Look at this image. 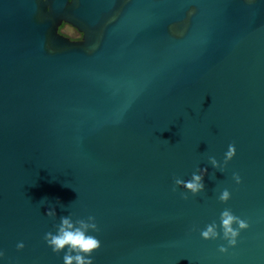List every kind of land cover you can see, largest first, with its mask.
<instances>
[{
	"label": "water",
	"instance_id": "water-1",
	"mask_svg": "<svg viewBox=\"0 0 264 264\" xmlns=\"http://www.w3.org/2000/svg\"><path fill=\"white\" fill-rule=\"evenodd\" d=\"M65 218L93 264H264V0H0V264Z\"/></svg>",
	"mask_w": 264,
	"mask_h": 264
},
{
	"label": "clouds",
	"instance_id": "clouds-1",
	"mask_svg": "<svg viewBox=\"0 0 264 264\" xmlns=\"http://www.w3.org/2000/svg\"><path fill=\"white\" fill-rule=\"evenodd\" d=\"M71 2V0H69ZM63 27V25H61ZM235 155V148L229 146L228 151L225 155L226 160H230ZM213 167H215V162L213 161ZM203 175L192 177L190 182L184 183V188L193 194L201 191L203 188L202 184ZM237 182L239 180L237 179ZM180 181H177L179 184ZM221 201H226L228 199V193L224 192L220 197ZM237 225L238 230L232 228L233 224ZM94 225H86L81 223L79 227H75L70 223L68 219L61 220V226L57 231V234L52 236L48 234L45 236V242L48 247H50L53 253H59L65 248L68 252L65 253L63 257V264H93L92 259H90L92 253L100 249V241L93 236L85 235L86 230ZM248 225L246 222L233 217L228 212L222 214V228L224 233V239L228 241L230 247H234L236 244V238L239 235V231L247 229ZM202 239H214L215 231L212 227L207 228L201 233ZM23 248L22 244L17 245V250ZM221 252L225 249L221 248Z\"/></svg>",
	"mask_w": 264,
	"mask_h": 264
},
{
	"label": "flooded vegetation",
	"instance_id": "flooded-vegetation-1",
	"mask_svg": "<svg viewBox=\"0 0 264 264\" xmlns=\"http://www.w3.org/2000/svg\"><path fill=\"white\" fill-rule=\"evenodd\" d=\"M61 25H63V27H61ZM61 25L58 27V34L69 39L71 42H82L83 35L77 29L65 23Z\"/></svg>",
	"mask_w": 264,
	"mask_h": 264
}]
</instances>
